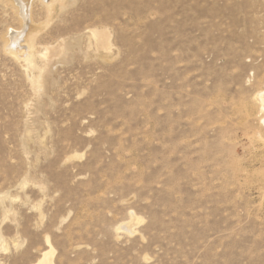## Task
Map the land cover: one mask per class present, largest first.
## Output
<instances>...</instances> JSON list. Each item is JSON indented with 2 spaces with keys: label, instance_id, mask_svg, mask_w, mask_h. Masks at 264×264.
Returning a JSON list of instances; mask_svg holds the SVG:
<instances>
[{
  "label": "rangeland",
  "instance_id": "374dc122",
  "mask_svg": "<svg viewBox=\"0 0 264 264\" xmlns=\"http://www.w3.org/2000/svg\"><path fill=\"white\" fill-rule=\"evenodd\" d=\"M25 1L0 0V264H264V0Z\"/></svg>",
  "mask_w": 264,
  "mask_h": 264
},
{
  "label": "bare ground",
  "instance_id": "6f19581e",
  "mask_svg": "<svg viewBox=\"0 0 264 264\" xmlns=\"http://www.w3.org/2000/svg\"><path fill=\"white\" fill-rule=\"evenodd\" d=\"M27 1H28V0H27ZM30 1H31V0H30ZM20 2L22 3V7L25 9V5H24V4L26 3V1H25V0H20ZM20 10H21V9H20ZM51 10H52V9H51ZM25 11H26V9H25ZM22 14H24V16H27V13H26V12H23ZM21 19H22V18H21ZM22 20H23V19H22ZM93 30H94V29H93ZM96 31H97V30H96ZM17 33H18V32H17ZM19 34H20V33H19ZM14 35H15V34H14ZM96 35H97V34H96ZM98 35H99V34H98ZM105 35H106V34H105ZM105 35H104V34H100L99 37H98V40L101 41V43H103V44L105 43V41H104V40H105ZM26 36H27V35H26ZM94 36H95V35H94ZM21 37H22V36H21ZM21 37H20L19 35L16 36V37L13 36V40H15L16 38H18V40H20ZM106 37H107V36H106ZM98 40H97V41H98ZM13 42H14V41H13ZM99 45H100V43H99ZM101 45H102V44H101ZM17 46H18V45L16 44V41H15V43L13 44L12 47H13V48L15 47V49H16ZM102 47H103V46H102ZM104 47H105V46H104ZM15 49H14V50H15ZM20 49H21V48H20ZM107 49H108V48H107ZM14 50H13V51H14ZM108 50H109V49H108ZM257 98H258V97H257ZM260 99H261L260 101L263 102V103H262V102H261V103L264 104V90L260 93ZM262 104H261V107H262ZM263 106H264V105H263ZM134 219H135V218H134ZM48 255H49V254H48ZM47 258H48V257H47ZM49 258H50V257H49ZM45 260L47 261V259H45ZM48 261H49V260H48ZM46 264H47V263H46Z\"/></svg>",
  "mask_w": 264,
  "mask_h": 264
}]
</instances>
